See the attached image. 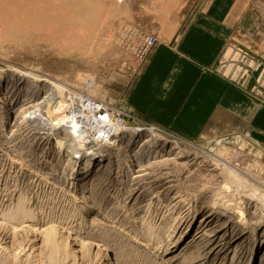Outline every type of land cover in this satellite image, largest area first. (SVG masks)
<instances>
[{
  "label": "rangeland",
  "instance_id": "obj_1",
  "mask_svg": "<svg viewBox=\"0 0 264 264\" xmlns=\"http://www.w3.org/2000/svg\"><path fill=\"white\" fill-rule=\"evenodd\" d=\"M148 2L149 0L131 1L130 16L114 22L116 25H123L116 43L110 48L102 49L97 55L83 56L75 51L60 54L46 41L20 45L7 41L0 43V73H3L8 84L11 83L9 88L19 86L23 82L24 73L30 75V78H40L38 83L41 90L37 94L0 96L6 100L8 109L21 113L29 101L46 103L48 100L46 104H52L63 100L68 108L66 112L70 113L77 110L75 108L82 110L87 103H96L106 108L103 111L105 115L110 112L120 125L124 122L126 127L122 125L123 130L137 132L142 138L166 139L176 148L174 153L165 149L163 153L155 157L149 156L145 161L137 159L140 163L136 162L138 166L146 165L149 167L148 173L153 171L149 174L151 179L142 182L140 186L131 183L124 173L118 172L116 164L96 180L86 179L73 186L67 175V155L68 150L73 148L72 145L57 143L52 140L51 133L41 132L40 128L45 124L46 106L37 110L34 116H22L18 122L19 130L12 137L4 138L0 126V212L9 214L20 196L30 197L34 202L32 224H21L18 220H0V224H3L0 227V264H100L99 260L95 261L91 251L90 254L84 249V239L77 240L73 235L70 242L69 235L62 238L63 235L60 237L57 233H52L59 242L49 244L46 234L36 231L38 228L34 224H45L43 228H47L50 224L57 223L61 225V229L68 226L73 230L92 234L96 237L94 241L115 251L114 256L124 264H161V259L154 255L155 246L144 250L145 248L138 247V241L145 240L150 226L157 231L166 229L164 232L174 233L175 237L196 214V222L203 215H213L212 219L217 225L212 224V227H219L215 229L217 233L225 228L231 232L237 226L236 232L245 231L243 234L250 233L253 227H258L259 231L264 230V147L258 145L250 133L242 132L239 124L222 120L220 123L213 122L201 137L185 138L146 119L129 104L132 89L153 51L160 44V39H163L156 14L146 9ZM208 2L209 0H183L182 8L173 15L176 30L181 32L185 29L205 9ZM146 37L157 39V44L147 54L146 40L143 39ZM236 63L237 69L233 67ZM263 65L264 29L255 32L239 31L229 38L216 73L247 93L260 106H264V75L260 82L258 80L264 71ZM45 79L54 85L42 82ZM28 81L26 79L24 82L36 86ZM85 123L88 126L86 128L92 127V131L96 128L93 129L88 120L82 124ZM90 136L77 139L81 140L80 143L86 142L83 143L85 147L104 149L103 139L99 143L95 142L98 145L91 144ZM180 150L188 152V158L167 163L166 160L176 158L174 154L177 155ZM238 153L246 157L244 164L234 162ZM196 155L200 159L197 164L193 161ZM141 162L144 163L141 165ZM165 176L172 183L168 185V180L155 185L158 178L160 180V177ZM165 189H168V194ZM255 191L261 194L260 199L255 197ZM82 207L88 208V211L79 213ZM199 244L194 248V255L199 250H205L203 243ZM247 254L246 250L240 256L245 257ZM210 256L204 264H213L215 256ZM233 258L232 254L229 264H240L239 256Z\"/></svg>",
  "mask_w": 264,
  "mask_h": 264
},
{
  "label": "bare ground",
  "instance_id": "obj_2",
  "mask_svg": "<svg viewBox=\"0 0 264 264\" xmlns=\"http://www.w3.org/2000/svg\"><path fill=\"white\" fill-rule=\"evenodd\" d=\"M131 1L132 0H0V43L7 41L20 45L24 43L30 44L38 41H46L50 42L53 45V50L60 54H69L75 51L83 56L86 54L97 55L102 49L110 48L116 43L115 40L123 25H116L114 22L130 16L129 7L131 6ZM182 5L183 0H149L146 9L156 14L162 30L163 39L171 37L177 29L176 21H173V15L180 11ZM22 75L23 82H20L21 84L19 86L17 85L9 88V84L11 83L8 84L3 73H0V96L8 94L34 95V93L37 94L40 92L41 89L38 83L40 81V78H38L39 76H31L32 78H30L28 74L24 73ZM73 78L74 77H72V79ZM24 79L29 80L28 82L35 83L36 86L34 84L25 83ZM77 79L79 80V78ZM42 82H45L47 85H54L53 82L48 79L42 80ZM24 84L26 85L24 86ZM22 85L26 90L22 89L23 87L21 88ZM5 101L4 98H0V126L3 131L1 134H3L4 138H9L11 135L13 136L17 133L19 130H17L18 122L22 119V116L24 117L25 114H36L38 112L37 110L45 106L47 107L44 113L45 124H43L40 129L42 133H51L53 136V138L51 137L52 140H56L57 143L72 145L71 148H73L68 150L67 155L69 161L67 175L73 186L77 185L78 182L86 181V179L87 181L90 179L96 180V178L100 177L103 173H107V171L112 169L115 164L119 169L118 172L124 173L123 175L127 177L131 183L134 182L138 186L142 182L149 180L151 171L148 173L149 167L146 165V168L145 166H138L136 164L137 159L138 161H145L147 157H155L157 154L163 153L165 149L171 150L170 153H174L176 150L166 139L155 140L152 138H142L137 132L123 130L124 126L122 125H125V123L123 122V124L120 125L117 118L110 112L105 115L103 111L106 110V108H102L101 105L96 103L92 105L87 103L85 104L86 107H83L82 110L75 108L77 110L70 113L68 112V114L66 112V102L63 100L52 104H46L48 100L46 103H36L37 101L33 100L25 104L23 112L19 113L18 111H14V107L12 108L13 110L8 109ZM70 106L69 108H72ZM86 108L88 110H85ZM82 118H86L88 122L90 121L91 126H93V129L96 127V130L94 129L92 131V127L86 128L88 127L85 126L87 124H82L86 122V120L84 119L85 121L82 122ZM87 135H91L90 138L92 139H88L91 144L98 145L95 142L103 139L104 149L94 150L90 147H85L83 143L86 144V142L83 141L80 143L81 140L77 139ZM68 146L70 147V145ZM187 153L188 152L184 150H180L177 155L174 154V156L178 158L176 157L172 160L167 159L166 161L168 163L169 161L186 160L189 155ZM198 155L193 159L196 164L200 160ZM246 161V157L242 153H238L234 160L237 164H244ZM137 163L140 164L139 162ZM142 163L144 162H141V165ZM162 165L163 164L160 166ZM164 165H166V162ZM165 177H162L163 180L160 177L161 181L157 177L158 182L156 181L155 185H160L162 182L169 180ZM169 183H172V181L168 182V185ZM167 188L170 189L172 186ZM168 189H165L166 193ZM146 192L148 191H145V193ZM260 195L257 192L255 197L259 198ZM17 202L18 203L12 207L9 214L3 211L0 212V220H16V222L18 220L21 224H32V220H34L32 219L34 217V214L32 215V207L34 205L32 199L27 196H20ZM87 209L82 207V210L78 211L81 213L82 211H88ZM195 216L192 217L188 223L184 221L186 222V228L181 231L179 230L175 237L174 233L168 234V231L164 232L166 229L164 231L163 229L157 231L154 227H151L150 224L148 233L146 232L147 237L141 242L138 241L139 246H137L139 248H145L144 250L148 249L150 246H155L154 255L159 260L161 259V264H197V262L198 264H204L209 255L215 256L213 264H229L228 260L232 254L234 258L236 256L240 257V264H258L259 261H261V264H264V230L259 231L257 229L258 227H253L250 233L243 234L245 231L236 232L237 226V228L233 229L231 232L225 228L217 233L215 229L219 227H212V224H216L212 219L214 217L213 215H203L201 218L197 216L199 218L197 222ZM181 225H183V222ZM1 226H3V224H0V227ZM33 226L38 228L36 231L38 230V232L41 231L46 234L45 237L49 244L52 242H59V240L53 236L54 233H57L60 237L63 235L62 238H65V235H69L68 241H70L71 236L74 235L77 240L78 238L84 239V249L86 248L89 253L91 251L95 261L99 260L100 264H124L119 261L120 258L118 259L114 256L116 254L115 251L109 250L106 248L107 246H104L105 244L102 245L103 243L100 244V242L94 241L96 237L92 234H85L82 233V231L73 230L68 226L67 228L61 229L59 228L61 225H57V223L50 224L47 228H43L45 224H34ZM62 231H64L63 234ZM57 234H55V236H58ZM60 237L58 236L59 239ZM76 239L75 241L77 243ZM66 240L64 242H67ZM201 242L205 250L202 248L203 250H199V253L194 255V248ZM246 250L248 251L247 256L241 257L240 254H244ZM260 252L262 253L261 257ZM218 260L219 262H217Z\"/></svg>",
  "mask_w": 264,
  "mask_h": 264
},
{
  "label": "crops",
  "instance_id": "obj_3",
  "mask_svg": "<svg viewBox=\"0 0 264 264\" xmlns=\"http://www.w3.org/2000/svg\"><path fill=\"white\" fill-rule=\"evenodd\" d=\"M261 29L264 0H209L185 29L160 39L129 104L181 137H201L213 122L229 120L264 147V106L216 73L231 36Z\"/></svg>",
  "mask_w": 264,
  "mask_h": 264
},
{
  "label": "built area",
  "instance_id": "obj_4",
  "mask_svg": "<svg viewBox=\"0 0 264 264\" xmlns=\"http://www.w3.org/2000/svg\"><path fill=\"white\" fill-rule=\"evenodd\" d=\"M143 39L146 40V45H147L146 54H147V53H149L151 51V49H153L155 47V45L157 44V39L154 38V37L153 38L146 37V38H143ZM258 60H260V59H258ZM242 81L243 82L245 81V77L242 79ZM242 81H240V82H242ZM243 84L245 85L246 82L243 83Z\"/></svg>",
  "mask_w": 264,
  "mask_h": 264
}]
</instances>
